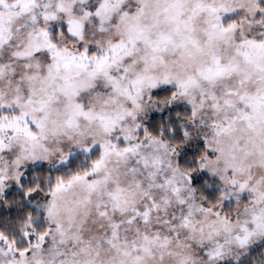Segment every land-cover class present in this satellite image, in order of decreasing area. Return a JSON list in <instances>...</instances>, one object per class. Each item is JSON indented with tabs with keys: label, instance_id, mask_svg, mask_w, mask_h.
Segmentation results:
<instances>
[{
	"label": "snow or ice",
	"instance_id": "6c2138e0",
	"mask_svg": "<svg viewBox=\"0 0 264 264\" xmlns=\"http://www.w3.org/2000/svg\"><path fill=\"white\" fill-rule=\"evenodd\" d=\"M0 264H264V0H0Z\"/></svg>",
	"mask_w": 264,
	"mask_h": 264
}]
</instances>
